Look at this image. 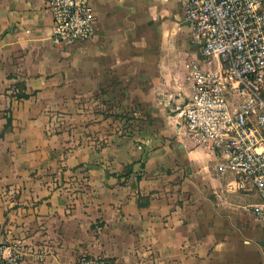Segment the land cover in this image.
<instances>
[{"label":"crops","instance_id":"obj_1","mask_svg":"<svg viewBox=\"0 0 264 264\" xmlns=\"http://www.w3.org/2000/svg\"><path fill=\"white\" fill-rule=\"evenodd\" d=\"M48 1L0 0V240L37 250L20 264H264L260 196L173 115L200 54L181 2L91 0L57 45Z\"/></svg>","mask_w":264,"mask_h":264},{"label":"built area","instance_id":"obj_2","mask_svg":"<svg viewBox=\"0 0 264 264\" xmlns=\"http://www.w3.org/2000/svg\"><path fill=\"white\" fill-rule=\"evenodd\" d=\"M200 54L185 76L188 93L172 109L182 134L217 154L228 189L255 192L264 223V0H178ZM54 44L90 37L91 0H49ZM181 93H178L179 97ZM37 250L23 237L0 240V264H20ZM75 264H119L81 253Z\"/></svg>","mask_w":264,"mask_h":264},{"label":"trees","instance_id":"obj_3","mask_svg":"<svg viewBox=\"0 0 264 264\" xmlns=\"http://www.w3.org/2000/svg\"><path fill=\"white\" fill-rule=\"evenodd\" d=\"M17 87L20 89V91L16 93L17 96H19V97H25V96H27V94H25L24 92H22V86L17 85ZM6 127H8V124H7Z\"/></svg>","mask_w":264,"mask_h":264}]
</instances>
